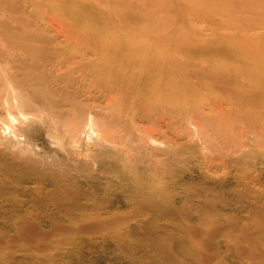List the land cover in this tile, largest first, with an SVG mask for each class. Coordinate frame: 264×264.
Masks as SVG:
<instances>
[{"label": "bare ground", "instance_id": "6f19581e", "mask_svg": "<svg viewBox=\"0 0 264 264\" xmlns=\"http://www.w3.org/2000/svg\"><path fill=\"white\" fill-rule=\"evenodd\" d=\"M21 1L19 2L20 4H22ZM83 1L85 0H56L55 1L54 9L56 12L55 11H52V12L57 13V11H64L66 9H69L73 11H81V13L71 16V18H69V21H66V22H63L64 18L62 19L61 17H58V15L53 16L55 18H58L57 20L58 22H60L59 19L61 18L62 22H60L61 24L59 25V28L55 26L58 28V30L55 28L57 32H55L53 28L51 29V30H54L53 33H55L58 36V40L60 39V42L57 41L58 44L55 43L56 46H53V44H51L52 47H49L51 49L48 48L49 51L51 50L50 51L51 54L48 53L49 51H47L48 54L46 55V51L43 50L42 53H45V54L43 55L42 53H40L41 54L40 55L36 51L35 53L33 52L35 56H37L36 54H38L42 57L38 56L39 58H37L35 56L34 57L32 56V59H33L32 60L30 55L33 53L29 55L30 58L27 57L29 52H31L29 51V49H31L33 45H36L34 43H31V47L29 48V44H30L29 42L32 41V38H31L32 36H30L31 41H28L26 39L29 44L27 43L26 40H24L27 43L26 45L28 49L27 51H29V52L26 51L27 54H24L26 53L24 51V48L26 50L25 44L24 46L23 45L20 46V44L21 43L23 44L25 42H21V43L18 42L19 40L21 41V39H17L18 37L14 38L15 35L14 36L9 35V33L11 32H9L8 34H6L7 32L4 33L6 35H2V34L0 35L1 36L0 37V70L4 66L3 68L4 71H2V73L0 72V80H2L3 82L1 81L0 82L1 84L2 83L6 84L4 83V81L7 80V83H8V86L6 85L7 86L6 88H5V85L2 84L4 86V87L2 86V91L5 88V90L7 89V91L4 90V94L6 92L7 93L5 95L0 94V97L2 95V98H3V104H1L2 100L0 99V102H1L0 107L6 105L5 108H8L7 112H8L9 117H11L12 124H13L12 126H10L9 124L4 123L5 124L4 125L2 123L4 126L0 125L1 126L0 128L4 129L5 132L6 130L13 132L14 137L18 138L19 134L16 131H18L19 127L22 128V126L24 128H28L29 126L28 123H30L31 121L27 122L30 120V118L29 120H27L28 119L27 117L31 116L30 114L33 113L36 116V118H40V119L43 118L45 120L43 122H45L47 126L48 134L55 136L56 137L55 140H59L58 143L63 139L68 140L69 144L71 145L70 147V145L68 144L69 147L71 148V151L70 150H67V151L72 152L74 155L76 154V156H78L79 159L83 152H87L93 148V147L91 148L88 142L89 140L95 139V137L93 138V136L95 133L99 131V130L96 131L97 128H99L100 134L99 135L97 134L98 137L95 139V142H97L96 144L99 145L100 147L101 146H107V148L109 147V149L107 150L108 152L106 153H113L119 157V158L118 157L114 158L113 163H105L104 161H100V159H95L96 161L93 159L94 162H96V164H98V166L101 168L102 173H112L116 169L118 170L123 169V173L128 172L130 169H132L133 172L135 173V170H134L135 168L132 166L133 164L132 165L130 164L131 162L133 163V161L131 160H132V156L134 155V151L138 150L139 152V150L147 149V148H151L153 151L156 148L155 151H157L158 144L161 142L159 137L165 135V131L163 130L164 126H162L161 123L163 122L165 126H169V127L171 125L174 126L175 123L177 124L176 122L177 116L182 111V105H181L180 98L186 92L193 89V92L196 96L197 105L195 106L196 110L194 109L195 112H193L195 115L193 114V117L191 120L193 123V131H191V134H193L192 136L194 138L198 137L199 141H206L209 143L207 144L208 147H206L207 149L206 152H207V155H208V152L210 155L209 156L205 155L204 160L206 161L204 162L202 161V163L203 165L206 164L210 168L214 167L215 163L219 164L220 162L222 163L221 166L223 165L226 166V161L225 159H223L224 156H221V154L220 156H216V153L219 152L217 148L214 149V147L216 146V145L214 146V144L216 143L215 142L216 139H213L211 137L212 134L209 133L210 131L206 129V127L210 128V125H213V124L210 123L208 126L205 127L206 124L204 125V122L207 117H209L208 119L209 121L210 120L213 121L214 118L228 116V114H226L228 109L234 110V112L232 113L233 115L235 111L237 110L240 111L245 107L247 108L248 106L252 108L258 104L263 103L264 105V31H262L261 30L262 27H260L261 25H263L261 23L264 22V0L263 2H260L258 0L257 3H256V0H244L241 3H238L239 10H237L238 11L237 13L231 12V11H235L231 7L236 6L232 0H140L143 2L145 7H147V9L145 8L147 11L148 9H152L150 13H147L146 11H137L134 13L123 12L125 10H121L117 8L115 4H113L115 0H94L92 2L87 1V0L85 2ZM253 2L255 3V8L251 7V3ZM19 3L17 2L13 4H19ZM4 6H6V4ZM16 6H19V5H16ZM196 7H198L197 8L198 10L200 9L201 10L192 11L193 9H196ZM14 8H17V7H14ZM18 8L20 9V7ZM252 9H255V10H252ZM2 11L4 12V10ZM90 11H97L98 16H93ZM216 11H229V13H231V19L228 21L227 24H225L227 25V29L229 32H227V34L225 33L222 34L220 32V29H222L223 27L217 26V25L212 27L211 29L212 39L211 40L215 39V41H218L217 44L201 47L200 44L198 46L196 43H194V45L196 44L197 49L194 48L196 51L190 52V50H192L193 48L192 47L189 48L190 47L188 45L189 43L184 41L179 36L178 32L177 33L175 32V28H178L180 24V18H176V17H179V15H182V14L184 16L187 15V17H188V14L191 15L192 17L195 15L212 17V15L215 14ZM247 11H261V13H259L261 17L256 20L248 19V18L241 20L240 18L241 16L239 15H244L245 12ZM238 13L240 14L238 15ZM167 16L174 17V20H172L173 18L167 20L168 19ZM55 18L54 20L56 21ZM82 21H86L87 25H81L80 23ZM50 23L52 25V20L50 21ZM53 25H56V24L53 23ZM147 26L148 28H146ZM130 27L131 28L139 27L140 29L139 31H141L142 33H146V34L147 32L149 33L148 35H146L147 37L145 36V34L142 35V33L140 32L141 34L139 36H136L133 34V35L128 36L127 38H125L127 36L126 35L124 38L119 37L118 39H116V37L113 38L108 35V33L112 31L113 29L119 31V33H123L125 30H129L127 28H130ZM25 28H24V31H25ZM18 29L17 31L19 32ZM20 32H21V29H20ZM128 32L130 33V31ZM27 33L31 34L30 30ZM6 36H8L9 39L10 38L11 39L14 38V40L17 39L16 41L10 40V42L13 41L11 42L13 46L11 45V43H9L8 41L9 39ZM57 36H54L52 38V41L54 40V38L56 40ZM143 36L144 38L146 37L144 40L142 39ZM235 38L238 40V42L233 44L232 42ZM46 40H47V37H46ZM14 42H18L17 44L19 45V48L22 46L24 47V48L22 47L23 50L22 48H20V50H22L23 52L22 51L18 52L19 57L21 53H23L26 56V60H25L26 62L23 61L25 63L21 65H25L27 63V60L30 59L28 63L29 62L32 63L31 66H33L32 67L33 73L34 71H37V72L40 71V74H41L40 76L42 77L40 79L45 80L46 78V80H49L53 86L54 84L58 86V87L56 86L55 87L58 88L59 90V88L61 89L60 86H62L64 82L66 83L67 81L66 79H68L67 75H70L72 77L73 75L77 76V74H79V76L77 77L78 79L76 78L77 80L79 81L81 80L80 81L81 83L88 82L91 85V86L90 85L88 86L85 83L87 86L86 90H89L88 91L89 93L91 90L95 91V89H98L99 91H102V93H105V95H103V97L105 96L104 98H106L104 102L105 105L97 106L98 104L91 103L90 105L80 106V104H77L79 103L77 101L80 100L81 98H84V96L81 98L79 97L78 99H74V100L73 98H76V97L73 96L72 98V102L74 103V104L72 103L73 106H69L68 104L70 108L65 107L64 105L67 106V104L65 103L63 105V103L66 102L68 95H66L67 97L64 100L63 99L64 95L61 97V95L57 94L58 92L56 93L57 94L56 96L54 95L51 96L50 94L48 95V92L47 94H42L43 92L42 90L41 91L39 90L38 88L39 86L35 87L36 85L35 83H38V81L35 82L34 79H32L33 83L35 82L34 84L31 82H28L29 81L28 78L26 82H28L29 84L28 83L25 84L26 77L30 75L29 72L26 73L27 76L24 77V79L22 78L24 82L16 81L19 85H21V87L22 86L26 87V85L30 86V87L28 86L27 89L25 88L26 90H29V91L31 90L30 95L28 94L29 92L27 93L29 95V97L27 98L26 96L28 95L26 94V90L22 91L24 90V88L21 89L19 86H17V83L14 81L15 78L13 79L14 75L12 76V74H10L15 69L12 70L13 67L8 68V66H10L11 63L9 64L10 60L8 58L6 59L5 53H3L5 50H7V52L6 51L5 52L8 53L9 48L11 49L13 48L14 52L11 49H10L11 51L9 50V52L10 53L12 52V54L16 53L14 55H17V51L19 49L18 47H16V44ZM48 42H51V40ZM53 42H56V41H53ZM40 44L43 45V43H39L38 45ZM9 45H11V47H9ZM14 45L16 48L14 47ZM194 45L193 47H195ZM188 52H189V55L192 53L191 56L193 55V60L195 61L192 66L187 65L189 62L184 63L183 61L184 60L183 57L185 56L186 53L188 55ZM2 53L4 54L3 55L4 57L2 56ZM14 55L12 56L14 57ZM49 55H52L51 59ZM12 56L9 58L16 59L15 57L13 58ZM19 57L17 55V58ZM21 57L19 59L23 60ZM20 60H15V61L11 60V62L15 63L16 61H18L17 63H19ZM2 62L5 65H2ZM7 64L9 65L7 66ZM31 66L29 69H31ZM183 67L187 68L190 72L194 73L192 74L194 75L195 79H193L192 76H191L192 78L189 77L190 78L189 81H191L192 83L190 82L189 84L188 83L186 84L183 81L182 82L180 81L181 79L179 76V71L184 69ZM37 76H39V74H37ZM11 78L13 79L16 85L14 84V82H12ZM29 79L31 80V77ZM73 79H74V76H73ZM73 79L72 80L68 79L67 82L71 81L70 85L76 82L74 83L75 86L76 85L79 86L81 84L79 83V81L77 84V80L74 81ZM191 79H193L194 81L196 80V81L194 82ZM46 80H45V83H47L49 86V84L51 83H49V81L47 82ZM60 83L62 84L60 85ZM65 83H64L65 87L62 86V88L68 90L69 85L67 89L66 87L67 84L65 85ZM1 84H0V87H1ZM13 84L15 85V88L19 87L18 89H16V91L17 90L20 91L21 89L20 91L21 93L19 92L20 97L17 96L18 91H17V94L15 93L16 91L14 89ZM22 84H25V86ZM42 85L41 87L44 86ZM82 85H80V88L81 87L84 88V83ZM75 86H73L74 89H75ZM88 87L89 88L93 87L94 89L93 88L88 89ZM76 88L77 89H75V93L77 92L76 90L79 89L78 87ZM82 88H81V91H83ZM55 89H53L54 92H56ZM49 90H52V88ZM53 91H51V94H55ZM65 93L67 92L65 91ZM77 93L81 94L80 92H77ZM99 93L101 94V92ZM99 93H96V94H99ZM21 94L25 95V97L22 96ZM92 94L95 95V92H92L91 95L88 96L89 100L93 98ZM57 96H60L64 100V102L61 101L62 103L58 101L62 104V107H64L63 110L62 108L60 109L61 111L65 113V117L62 116L63 119L60 118V116L57 114L56 111H54V108H53L54 106H52L53 104L52 101L54 102L53 97L56 98ZM69 100L67 99L68 103L69 102L71 103V101ZM93 100L95 101V99ZM85 101L88 102L87 100ZM22 106L24 108L29 107V109H31L30 112L32 113L27 112L28 108L26 109L27 111L24 110ZM205 106L208 107L207 113H205V110H204ZM65 108H66V112L64 111ZM25 111L28 114L29 113L30 114L28 115ZM262 112L264 113V108L262 109ZM33 114H32V117L35 119ZM232 115H230V117H232ZM137 118H141V120L142 119L145 120V118H148L149 120L148 123L150 125L144 126V127L137 126L136 125ZM235 118L238 121H239V118H241L238 112L235 113ZM220 125L222 124H219V126ZM254 128L255 127H253L252 129L244 130L241 133V136H239L235 141H233L231 149H230V150L233 149L231 151L232 153L230 152L232 156H233V153L236 154V151L238 150L241 151V149H243L245 145H247V142L250 137V133L252 131H256V129ZM127 130L129 132L131 130L132 134L128 133ZM133 130L136 131V133L132 132ZM93 131L95 133H93ZM212 131H214L215 135H218V139H220V137L222 136L220 130L215 128ZM262 132L264 133V124L262 125ZM206 133H209V134H206ZM134 135H136L135 137L136 139L133 138ZM66 140H64V142ZM133 142L134 143L139 142L140 144H142L140 146L141 149H139L140 148L139 144L137 146L138 149H136L135 148L136 146L134 147L135 144L134 145L132 144ZM83 143L87 144V146L89 145L91 149L89 148V150H85L81 152L83 148L81 144ZM92 144H95V143H92ZM142 146L147 147V148H144ZM153 146H156V147H153ZM216 149L218 150L217 152H216ZM160 151H161V148H159L158 152ZM221 152L222 151H220L219 153ZM69 155H71V153ZM108 155H112V154H108ZM135 155H137V153ZM228 155L226 154V158H228ZM214 156H216L217 158ZM69 157L72 158L71 156ZM1 158L3 157L1 156ZM154 158H155V155H154ZM160 158L161 157L159 156V159ZM133 159L135 160V156L133 157ZM138 159H141V158H139L138 156ZM159 159L157 160L159 161ZM220 159L221 160L223 159V160L221 161ZM75 160L76 161L74 162L76 163L79 162L77 161V159ZM88 160H90V158ZM11 165H14V164H11ZM21 165H22V162H21ZM39 165H33L31 167L30 166L28 167H30V171H31V168H33L32 171L35 170L36 173H49L51 171V170L48 171V169L46 170L44 167H43L44 169L42 168L41 170ZM19 166L17 168L21 167L19 171L20 170L22 171V169L24 168V164H23V167L22 166L19 167ZM161 166H163V164ZM11 168H14V166ZM15 170L17 169H14V171ZM25 170L27 171V169ZM56 171L58 172H55V173H70V172H67L66 170L60 171V172L59 170H56ZM130 175H133V174H130ZM130 175L128 174V176ZM128 176L126 174L127 178ZM138 176L139 175L135 176V178L134 176L133 177L131 176L132 177L131 179L133 181L132 183L134 185L133 187L130 186L132 187V190L130 189L125 190L124 189L125 185L123 184L121 185L119 183V182H122L120 178L117 179L119 181L116 182V183H119L120 186H122L121 187L122 190L124 189L125 191H127V193L129 191L132 194L134 193V195L129 193L130 195H132V196H129V199H131L130 197H133L132 198L133 201L137 200V202L136 201L135 202L138 208L143 209V213H140V215L138 214V216H141V218L138 219L135 217L132 220L133 222L135 221L136 226L133 225L134 227L132 228L129 227V228L130 230L131 229L133 230L136 227H138L139 231L141 229H146L147 234H149L150 237H156L158 232H160L161 235L163 234L167 240H170L171 242H173L174 243L173 246L172 245L165 246L162 248V250L159 251L160 256L162 255L165 257L166 264H173L172 261H174L175 253H180V254L185 253V255L190 254L191 260L189 264H212L213 263L212 260L215 261L217 258L215 259L216 256L211 255L212 254V251L210 252L211 247L209 248L208 246L205 247L207 245V244L205 245V243L209 241L213 244L212 242L213 240L211 241V239L214 238L212 236L214 232L218 229L217 228L219 227L218 224L215 227L216 230L215 231L213 230V233L211 232L212 235L210 231H212L211 226H214L212 224L215 223L216 225V222H214L213 220L218 219V218L224 217L226 219L227 217V219H230L228 221H231V223L228 221L227 222L230 224H235L234 227L237 226L238 228H240L243 232L242 234L239 233L241 235L245 234V236H247L250 234L252 236L254 233H259V231H263L264 233V216H257L256 218H257L258 223L255 226H253L254 224L251 225L250 223L248 224L245 223L247 221H245L244 223L239 222L237 220L238 216H237V219L233 218V216H231L232 214L228 217V214H224L221 211H217V210H211L210 212L208 211L205 214L203 213L202 218H205L207 222H205L201 226H198L201 229L197 228L195 230L194 223H191V222L195 218L194 213H198L199 211L198 207L196 211H193V212L190 211L188 213V216L186 217L187 219L186 221L188 222L187 226H178V227L172 226V225H169L171 224L170 222L168 224H164L163 226L161 225L160 227L159 225L160 218L162 216L165 217L170 211L169 206L167 207L168 209L167 208L164 209V208H161V205L166 202L172 203L174 196L177 195V192L175 193L173 191L175 189H173L172 190L173 192L171 193V196L169 197L170 190L164 189V188L161 189V185H159L160 186L159 188V186L156 185L158 181L157 182L156 180L153 181L152 177L154 176L152 177L150 176V178H152V182H149L146 184L144 183L145 181L142 178H139V179H142L141 181L138 180V178L136 179V177ZM68 177L69 176L67 175H64V176L62 175L50 181V183L53 184V186H55L54 190L56 192L57 190H59V194L60 193L62 194L64 192V191L61 192L62 187H63L62 182L63 180H65V178H66V181H68ZM115 178L116 177H113V178L111 177L112 181H115L116 180ZM147 181L149 180H146V182ZM123 182H125V180ZM158 183L160 184V182ZM124 184H128V183L126 182ZM0 190L2 191L1 187H0ZM124 190L122 192H124ZM164 190L166 191L169 190L168 194L164 192ZM200 192L199 194H201ZM106 193H108L109 195L108 196L109 199L107 201L103 200V201L98 202L94 198H91V199L87 198L89 200L85 203L87 205L82 204L80 202V199L77 203L78 199L76 198L77 199L76 203L78 204V206L75 207L76 209L84 210V208L88 206L89 209L91 208L94 211L93 212L91 210V213H86L84 215L82 214L81 220L84 223H86V225L87 223L94 225L98 230L106 225H111L113 222H117V220H119V218L121 217L116 212V209H118L116 207L117 203L115 202V199L113 198V197H117L118 195L115 196V194H113L114 192L112 193V192H109L108 190H106ZM52 195H53V192L51 194L50 192L48 193V191L45 192L44 194L45 197L52 196ZM200 197H202V195ZM55 200L57 203L61 205L66 204V202H68L67 201L68 199L66 198V196L57 197ZM184 202H186V200ZM202 202L206 204H212L214 205V207L221 206L222 210H225L226 207L230 205L227 201H224L222 198H219V200H216V199L211 200L208 198L207 199L204 198ZM134 205L133 207H135ZM139 205L141 206L147 205L148 207L149 206L155 207V208L157 207V209L159 208L161 209L160 210L154 209L155 212L153 214H149L146 212V210L144 211V206L141 207ZM172 213L178 214L179 212L177 210H172ZM257 213H260V212H256V214ZM59 214L61 215V213ZM59 214H56V215H59ZM60 217H62V215ZM17 219H18L17 224L20 229V232L23 231L22 234L24 233L25 235H27L30 232V227L28 224L31 223V220L21 214L17 215ZM224 226H220L219 228L223 230V228L221 227H224ZM253 227H256V228H253ZM14 228H16V225L14 226ZM198 229L201 230L200 234L202 235L201 238H203V241H199V242H198V238L200 237L199 234H198L199 236L198 238H196L197 237L196 234H195L196 237L193 236L194 232L199 233L197 231ZM233 229L234 228H232V230ZM238 231L240 230L238 229ZM217 233L223 234V232H219L218 230H217ZM263 233L261 232L262 235ZM226 234H223L222 239L220 238L221 240H219V242L217 243L218 245L217 247L219 248L218 250L219 253H217L218 254L217 257L218 258L220 257V258L218 261H216L217 263L214 262L215 264H231L230 262H226L230 256L231 257L233 256L234 258H240L239 256L242 254L243 256H245L244 258L241 256L242 261L244 262L242 264H252V263L257 262L259 259H261L262 257L261 255L264 252V248L263 250L261 249V247L264 246V241H263L264 237L262 238L261 235L255 234L257 237L253 236L254 238L252 239L250 238L251 237L250 236L248 238L250 240L245 241L244 239H242V237L233 238L232 236H228L230 234L228 235ZM235 234H238V233H235ZM185 235H188L189 237L188 243H186V241H184L183 239ZM191 236H193V238L195 239H193ZM117 237L120 240L123 239L121 233L119 232L117 233ZM212 250L214 251V248H212Z\"/></svg>", "mask_w": 264, "mask_h": 264}, {"label": "rangeland", "instance_id": "374dc122", "mask_svg": "<svg viewBox=\"0 0 264 264\" xmlns=\"http://www.w3.org/2000/svg\"><path fill=\"white\" fill-rule=\"evenodd\" d=\"M20 1L21 0H17V1H15V0H8V1L0 0V8L2 10H4V12H3L0 9L1 10L0 15H2V14L4 15V13H5L4 16L3 15L0 16V35L1 34L6 35L9 32H11V33H9V35H12V36L15 35L16 37L14 36V38L18 37L17 39H21V41L20 40L18 41L20 43L25 42L24 40H26V39L28 41H31V38H32V41L29 42L30 44L26 40L27 43L29 44V48L31 47V43L36 44V45L32 44L33 47L31 49H29V51H31V52L27 51L28 49L26 47V45H27L26 42L23 44L22 43L20 44V46L21 45L24 46V44H25L26 50L23 46L22 47L24 48L25 52L26 51L29 52L27 57L30 58V56H31V59H32V56L33 57L35 56L34 53L36 51H37V53L40 54L43 52V50H45L46 55H47L51 51V50L49 51V49H51L49 47H52L51 44H53V46H56L55 43L58 44V42H60V39L58 40V36L53 32H54V30H55V32H57L56 29L58 30L59 25L61 24L60 22H62L63 18H64L63 22H66V21H69V18H71V16L78 14V13H81V11H73V10H69V9H66L64 11H57L58 14L55 13L56 11L54 9L55 8L54 4H55L56 0L55 1L51 0V2H50V0H31V1L30 0H22L21 2H22V4L24 3L23 5L19 3ZM85 1H83V2H85ZM87 1L92 2L94 0H87ZM232 1L235 3L236 6L231 7L235 10V11H231V12L237 13L238 12L237 10H239L238 9V3H241L244 0H232ZM259 1L263 2V0H259ZM17 2L19 4H13V3H17ZM83 2H81V3H83ZM257 2H258V0H256V3ZM3 4L4 5L6 4V6H4ZM113 4H115V6H117V8H119L121 10H125L123 12H127V13H134L137 11H146L147 13H150L152 11V9H148V11H147L146 10L147 7H145L143 2L140 0H115ZM16 5H19V6H16ZM14 7H17V8H14ZM18 7H20V9ZM251 7L255 8L254 2L251 3ZM12 8H14V9H12ZM197 8L198 7H196V9H193L192 11H200L201 10V9L198 10ZM6 10H8V11H6ZM20 10H22V11H20ZM252 10H255V9H252ZM52 11H55V12H52ZM90 12L93 16H98L97 11H90ZM53 13H55V14H53ZM259 13H261V11H247V12H245L244 15H239L240 13H238V15L241 16L240 17L241 20L246 19V18L256 20V19L261 17L259 15ZM54 15H58V17L62 18V19L61 18L59 19L60 22L57 21L58 18L53 17ZM62 15L65 17H63ZM54 18L56 19V21L54 20ZM167 18H168L167 20L172 19V18H173L172 20H174V17H172V16H170V17L167 16ZM176 18H180V24H179L178 28H175V32L176 33L178 32L179 36L184 41L189 43L188 44L190 46L189 48L192 47L193 49L194 48L197 49L196 44L198 46L200 44L201 47L208 46V45L211 46V45L217 44L218 41H215V39L211 40L212 39L211 38L212 37V30H211L212 27H214L216 25L223 27L222 29H220V32L222 34L223 33L227 34V32H229L227 29V25H225V24H227L228 21L231 19V13H229V11H216L215 14L212 15V17L211 16L205 17V16H201V15H195L192 17L189 14L187 17V15L184 16L182 14ZM51 20H52V25H53V23L56 24V25H53V27L50 23ZM53 21H55V22H53ZM80 24L81 25H87V22L82 21ZM261 24H263L260 26V27H262L261 30L264 31V22ZM149 25H151V24H149ZM55 26H57L58 28ZM23 27L24 28L26 27L25 31H24ZM18 28L21 29V32H20V29H18ZM52 28L54 30H51ZM146 28H148V26ZM17 29L19 30V32L17 31ZM127 29H129V30H125L126 32L124 31L123 33H119V31L113 29L112 31H110L108 33V35L110 37H113V38L116 37V39H118L119 37L124 38L126 35L127 36L125 38H127L128 36L133 35V34L136 36H139L142 33L141 31H139L140 30L139 27L138 28L137 27H133V28L130 27ZM14 30L17 31L19 34L17 32H15ZM29 30H30L31 34L27 33V32H29ZM23 31H24V33H23ZM43 31H44V33H43ZM128 31H130V33ZM33 32H35V33H33ZM4 33H6V34H4ZM21 33H23V34H21ZM148 33L149 32H147V34L142 33V35L145 34V36H146V35H148ZM24 34H26V35H24ZM35 34H36V36H35ZM8 36H6V37H8ZM30 36H32V37L30 38ZM54 36H57L56 40H55V38L53 40L56 42L52 41V38ZM46 37H47V40L48 41L51 40V42H48L46 40ZM14 38L9 39V37H8L9 43L13 42V41L10 42V40H14ZM145 38H144V36L142 37L143 40ZM17 39H15L14 41H16ZM18 42H14V43L16 44V47H18V49H19V50L17 49L18 50L17 55L19 57L18 52H21L23 50V48L20 47V48H22V50H20L19 45L17 44ZM35 42H37L38 44L43 43V45L42 44L38 45ZM237 42H238V40L235 38L232 43L235 44ZM194 43H196V44L194 45ZM47 44H48V46H47ZM11 45H12V43H11ZM11 45H9V47H11ZM193 45L195 47H193ZM45 46H47V47H45ZM14 47H15V45H14ZM10 49L11 48H9V50ZM193 49L190 50V52L196 51L195 49L194 50ZM9 50H8V53H6L7 50H5L6 52L4 51L3 53H5L6 59L8 58L10 60L9 64L11 63L10 66H8L9 64H7L8 68L13 67L12 70L15 69L14 71H12L10 69L12 71L10 74H12V76L14 75L13 79L15 78L14 79L15 82L16 81L24 82L22 80V78L24 79V77L27 76L26 73L29 72L30 75L29 74L28 75L31 77V80L29 79L30 77L27 76L26 80H25V84H27L28 82L33 83L32 79H34L35 82L38 81V83L34 82L36 84L35 87L39 86L38 88L40 91L42 90V92H43L42 94H47V92H48V95L50 94L51 96H53V95L56 96L58 94V95H61V97H62L64 95L63 96L64 100L67 97L66 95H68V97H70V98L67 97V99L68 100L70 99L69 101H71V103L70 102L68 103L67 99H66V102H64V100L60 96H57L56 98L53 97L54 102L52 101V103L54 105L52 103L51 104H52V106H54L53 107L54 111L57 112V114L60 116V118H62V116L65 117V113L60 110L61 108H62V110L64 108V107H62L61 101L64 102L63 105L65 103L67 104V106L64 105L65 107L70 108L69 106H73L72 105L73 96L76 97V98H73V100L78 99L79 97L81 98L84 96V98H81L78 101L75 100V101L79 102V103H77V102L76 103L80 104V106L90 105L91 103L98 104L97 106H99V105L104 106L105 105L104 102H105L106 98H104L105 96L103 97V95H105V93H102V91H99L98 89H95V91L91 90L89 93L88 92L89 90H86L87 89L86 84L88 86L90 85L88 82L82 81L84 83V88H82L83 83L80 82L81 80L80 81L77 80L78 79L77 77L79 76V74H77V76L73 75L74 79H73V76L72 77L70 75H67V76H68L69 80L70 79L71 80L73 79L74 81L77 80V84L79 81V83H81L80 85H82L81 88L83 91H81L80 85L75 86L74 83H76V82L73 83L74 85L71 84L72 85L71 86L70 85L71 81L67 82L68 79H66L67 81H66V83L65 82L64 83H65V85L67 84L66 85L67 89H68V85H69V89L66 90V89L62 88V86L65 87L64 83L62 82L63 85L60 86L61 89L59 88V90H60L59 91L58 88H56L58 86H56L55 84L53 86L52 83L49 80H46L45 77H43V78H45V80L47 82L49 81V83H51V84H49L50 87L48 86L47 83H45V80L40 79V78H42L40 76L41 75L40 71H38V72L34 71V73H33V70H32L33 66H31L32 63H30V62H29L30 64L28 63V61L30 59L27 58L28 59L27 63H26L27 65L25 64L26 66L21 65V64L26 62L25 61L26 56L24 54H27V52L24 54L23 53L20 54V57L22 55L21 58L23 59V60H20L19 59L20 57L17 58V55H14L16 53L12 54V52L10 53ZM11 50L14 52L13 48ZM38 51H40V52H38ZM47 51H49V52L47 53ZM3 53H2V56L4 55ZM31 53H33L34 55ZM7 54H9L10 56ZM42 54L44 55L45 53H42ZM191 54L189 55V52H188V55H187V53L185 54V56L183 55L184 56L183 57L184 63L189 62L187 64L189 66H192L195 62L193 60V55L191 56ZM12 55H14V57L16 59H12V58L10 59L9 57H11ZM23 55L25 56V58ZM36 55L37 56H35V57H37V58L42 57V56H40L41 54L40 55L36 54ZM49 56L51 59L52 55H49ZM9 60H7V61H9ZM11 60L12 61L20 60V62L17 63L18 61H16L14 63V62H11ZM23 61H25V62H23ZM12 63H14V64H12ZM2 65H5V64L2 62ZM30 66H31V69H29ZM3 68H4V66H3ZM3 68L0 70L1 73H2V71H4ZM183 68L184 69L179 71V76L181 79L180 81L181 82L183 81L184 83L189 84L191 82V81H189L190 80L189 77L192 76L193 79H195L194 75H193L194 73L190 72L185 67H183ZM185 69H186V71H185ZM29 70H31L32 73ZM22 72L23 73L25 72V73L23 74ZM36 73L39 74V76H37ZM37 77H39V78H37ZM27 78L29 80L28 82H26ZM13 79H12V82H14ZM193 79H191V80H193ZM40 80H41V82H40ZM0 81L3 82L2 80H0ZM8 81H9V79H8ZM43 81L45 84L43 83ZM1 82H0V84H1ZM15 82H14V84H15ZM4 83H6V84H3V83L2 84L5 85V88H6L8 86L7 80H5ZM39 83L40 84L42 83L44 86L41 84L43 86V87H41V85ZM62 83H60V85ZM2 84L0 87L1 88L0 94H4V90H5V88H4V90L2 91V86H3ZM14 84H13V86H14L15 91L19 87L21 89L24 88V90H22V91H25L27 89V87L29 86V85L28 86L26 85V87H23V86L21 87V85H19L17 83V86H19V87L16 86L17 88H15L16 84L15 85ZM25 84H22V85L25 86ZM73 86H75V89H77L76 87H78L80 90L78 89L79 91L78 90H76V91L80 92L81 94H79L77 92L75 93V89ZM85 86H86V88H85ZM47 87L49 89L52 88V90H49ZM92 88L93 87H91V88L88 87V89H92ZM21 89H20V91H21ZM29 89H31V88H29ZM53 89H55L56 92H54ZM96 90H97V92H96ZM191 90L186 92L180 98L181 105H182V111L177 116V120H176L177 124L175 123L176 125L174 124V126L171 125L169 127V126H165L163 122L161 123L162 126H164L163 130L165 131V135L159 137L161 142L158 144L157 151H155L156 148L154 149V151H155L154 152L151 148H147L144 146H142V147L147 148V149H141L140 146L142 144H140L139 142L134 143L135 141L133 140L134 142L132 144L133 145L135 144L134 147L136 146L135 148L138 149L137 146L139 144V147H140L139 149H141V150H139V152H138V150L134 151V155L132 156V160H131V161H133V163L130 161L131 162L130 164L131 165L133 164L132 166L135 168L134 169L135 173L133 172L132 169H130L129 171L127 170L129 173L128 172L123 173V169L122 170L116 169L115 170L116 172L113 171L114 173L113 172L112 173H102L101 168L98 166V164H96V162H94V160L100 159V161H104L105 163H113L114 158H116L118 156L116 154H113V153H106V152H108L107 150L109 149V147L108 148H107V146H101L100 147L99 145L96 144L97 142H95V139L100 134L99 128H97V130H96V131L99 130L97 133H95L93 131V133H95V134H94V136L93 135L92 136H93V138L95 137V139L92 138L93 140H89V142H88L89 145L91 146V148L93 147L95 149L92 148L93 149L92 150L90 148V146L88 145L89 146L88 147L87 144H85V143L81 144V146H83L81 152H83L85 150H89V148L91 150H89L87 152H83L84 155L82 153V155L80 156V159H79V157L76 156V154L74 155L72 152L67 151V150L71 151V148H70L71 145L69 144L68 140H66V139L61 140L60 139L62 142L60 141L61 143L60 142L58 143L59 140H55L56 139L55 136L48 134L47 126H46L45 122H43L45 120L43 118H41L42 119V121H41L40 118H36V116L32 112H30L31 109H29V107L25 106L28 108V111H27L26 110L27 108H24L22 106L24 110L32 113L33 116L35 117V119H34L32 117V114L29 113L31 116L27 117L28 118L27 120H29V118H30V120L27 122H30V121L31 122L28 123L29 124L28 128H24L23 126H22V128L19 127L18 131H16L19 134L18 138L14 137L13 132H10L7 130L5 132L4 129L0 128V169H1L0 170V187L2 188V191L0 190V204H1V206H0V264H166L165 263L166 262L165 257L162 255L160 256L159 251L162 250V248L165 246H169V245L173 246V244H174L173 242H171L170 240H167L166 237L163 234L161 235L160 232H158L156 237H150L149 234H147L146 229H141L139 231L138 227H136L133 230L132 229L130 230V228H129V227L132 228V227L136 226L135 221L134 222L132 221L133 218L136 217L139 219V218H141V216H138V214L140 215V213H143V209H139L138 206L136 205L137 200H135L136 202L133 201V199H132L133 197H130L131 199H129V196L134 195V193L132 194V193H130V191L127 193V191H125L127 189L132 190V187L134 185L132 183L133 181L131 178L133 176L135 178V176H137V175H139L140 177L138 176V177H136V179L138 178V180H140V181L143 179L145 181L144 182L145 184L152 182V178H153V181L156 180V182L157 181L160 182V184L158 182L157 183L155 182V183L157 186L161 185V189L162 188L169 189L170 190V191L168 190L169 191V197L171 196V193L173 191L175 193L177 192V195L174 196V199H173L174 202L173 201H172V203L166 202V203H163L164 205L162 204L163 206L161 205V208H164V209L169 206L170 211L165 217L162 216L163 218L162 217H161L162 219L160 218V220H159L160 227H161V225L163 226L164 224H168L170 222H171V224H169V225H172V226H177V227L178 226H187L188 222L186 221L187 220L186 217L188 216V213L190 211L191 212L196 211L197 207L199 208V211H198V213H194L195 218L191 222V223H194L195 230L197 228L201 229L198 226H201L205 222H207L205 220V218H202L203 217L202 214L203 213L205 214L208 211L210 212L211 210L221 211L224 214H228V217L232 214L231 216H233V218H236V219L238 216L237 220L239 222L244 223L245 221H247L245 223H247V224L250 223L251 225L254 224L253 226H255L258 223L256 217L257 216H264V133L262 132V125L264 124V113L262 112V109L264 108V105L262 103V104L256 105L255 107H252V108L250 106H248L247 107L248 109L245 107L240 111L239 110L235 111V113L238 112L240 114L241 118H239V121L235 118V113L232 115V113L234 112L233 109H228V111L226 113V114H228V116L219 117L220 119L214 118L213 121L210 120L212 122H210L208 120L209 117H207L206 120L204 118V120H205L204 125L206 124L205 127L208 126L210 123L213 124V125H210V128L206 127V129L208 131H210L209 132L210 134H212L211 137L213 139H216L215 140L216 143L214 144V146L215 145L216 146L214 147V149L217 148L219 150V152L222 151L221 153H219V152L216 153V156H220V154H221V156H224V158L223 157L222 158L225 159V161H226V166L225 165L221 166L222 163L219 161L221 164L215 163L214 164L215 166L210 168L206 164L203 165V163H202V161L203 162L206 161V160H204L205 155L206 156L210 155L209 152H208V155L206 152V150H207L206 147H208L207 144H209V143L206 141H199L198 137L194 138L192 136L193 134H191V131H193V123L191 120H192V117L194 114L193 112H195V110H196L195 106L197 105L196 96L193 92V89H191ZM5 91H7V89ZM17 91H18V94H17ZM17 91L15 93L17 94V96L20 97V95H19L20 91L19 90H17ZM51 91H53L55 94H51ZM65 91L67 93H65ZM98 91L101 92V94ZM86 92L88 93V95ZM92 92H95V95L92 94L93 98L89 100L88 96H90ZM27 93L30 95L31 90L30 91L26 90V94ZM61 93H63V94H61ZM96 93H99V94H96ZM29 95L26 97L28 98ZM22 96L25 97V95H22ZM94 96H95V98H94ZM0 99L2 100L1 101L2 103L1 102L0 103L3 104L2 95H1ZM93 99H95V101ZM85 100H87L88 102H86ZM91 100H93V101H91ZM55 101H57V102L60 101L61 103L60 102L57 103ZM81 101H82V103H81ZM89 101H91V102H89ZM87 103H89V104H87ZM68 104H69V106H68ZM5 107H6V105L0 107V125H3L4 123H6V124H9L10 126H12L13 124H12L11 117H9L8 112H7L8 108H5ZM204 108H205L204 109L205 113H207L208 107L205 106ZM64 111L66 112V108L64 109ZM67 111H68V109H67ZM102 111H104V110H102ZM230 115H232V117H230ZM212 118H210V119H212ZM218 120L220 121V123ZM148 122H149L148 118H145V120L144 119L141 120V118L136 119V125L137 126H142V127L148 126V125H150ZM218 123L222 124V125H220L221 127L219 126ZM211 127H212V129H211ZM253 127H255L254 129H256V131H252L250 133V137H249V140L247 142V145H245V147L243 149H241V151H239V150L236 151V154L233 153V156H232L231 151L233 149L232 150H230V149H231L233 141H235L239 136H241V133L244 130L252 129ZM215 128L220 130V132L222 134L220 139H218V135H215L214 131H212ZM132 132L136 133V131H134V130ZM205 132H207V131H205ZM128 133H131V130H130V132L128 131ZM209 133H206V134H209ZM50 136H52V137H50ZM53 137H55V138H53ZM135 137H136V135L133 136V138H135ZM16 139H18V140H16ZM64 140H66L68 142H66V141L64 142ZM92 143H95V144H92ZM68 144L70 145V147ZM156 146H153V147H156ZM61 148H63V149H61ZM159 148H161V151L163 150L162 151L163 153L161 151H160L161 153L158 152ZM217 149H216V152L218 151ZM223 151H224V153H223ZM64 152H65V154H64ZM70 153H71V155H69ZM136 153H137V155H135ZM108 154H112V155H108ZM153 154L155 155V158H154ZM226 154L227 155L229 154L228 158H226ZM66 155H68V156H66ZM156 155L157 156L159 155L161 158L159 159V156L157 157ZM234 155H236V156H234ZM1 156L3 158H1ZM69 156H71L72 158H70ZM75 156H76V158H75ZM134 156H135V160L133 159ZM138 156L142 160L138 159ZM216 156H214V157H216ZM87 158L88 159L90 158V160H88ZM75 159H77V161H79V162H77V163L74 162V161H76ZM136 159H138L140 161H138ZM157 159H159V161ZM18 160H19V162L20 161L22 162V165H21V162L20 163L18 162ZM218 160H219V158H218ZM14 161H16L18 164ZM82 161H84V162H82ZM30 162H32V163H30ZM161 163L163 164V166H161L162 165ZM11 164H14V165H11ZM23 164H24V168L22 169V171L21 170L19 171V169H21L20 166L23 167ZM216 164H218V165H216ZM17 165L18 166L20 165L19 166L20 168H17L18 167ZM33 165H39L41 170L44 167L46 170L48 169V171L49 170H51V171L49 173H36V171L35 170L32 171L33 168H31V171H32L31 172L30 167ZM13 166H14V168H11ZM28 166H30V167H28ZM14 169H17V170L14 171ZM25 169H27V171ZM55 169L59 170V172L66 170L67 172H70V173H55V172H58ZM131 171H132V173H131ZM71 172H73V173H71ZM126 174H127V176H128V174L129 175L133 174V175H130L127 178ZM62 175L63 176L67 175L69 177H68V181H66V178H65V180H63V182H62L63 187H62L61 192H63V191L64 192L62 194L61 193L59 194V190H57V192H56L54 190L55 186H53V184H51L50 181L54 180V178H58L59 176H62ZM150 176L151 177L154 176V177L150 178ZM111 177L112 178L116 177L115 178L116 180L112 181ZM122 177L124 178L125 182H123L124 180ZM119 178L122 180V182H119V183L121 185L122 184L125 185V187H124L125 190L123 189L124 192H122L123 191L121 188L122 186H120L119 183H116L117 181H119V180H117ZM125 178H127V179H125ZM139 178H142V179H139ZM130 179H131V181H130ZM146 180H149V181L146 182ZM126 182L128 184H124ZM52 183H53V181H52ZM142 183H143V181H142ZM116 184H118L120 187ZM130 186H132V187H130ZM159 188H160V186H159ZM173 189H175V190H173ZM106 190H108L109 192H112V193L114 192L113 194H115V196L118 195L117 197H113V198L115 199V202L117 203L116 207L119 209V210L116 209V212L119 214V216L122 217V219L120 217L119 220H117V222H113L111 225H106V226H104L98 230L94 225L89 224V223H87V225H86V223H84L81 220V217H82L81 215L82 214L84 215L86 213H91L92 209L91 208L89 209L88 206L87 207L84 206L85 207L84 210L83 209H76L75 207L78 206L77 203H78L79 199H80V202L82 204H85L87 201H89L87 198H90V199L94 198L98 202L103 201V200L107 201L109 199V197H108L109 195H108V193H106ZM47 191H48V193L50 192L51 194L53 192V195L45 197L44 194ZM168 191L164 190V192H166L167 194H168ZM199 192L201 194H199ZM112 193H111V195H112ZM129 193L132 195H130ZM201 195H202V197H200ZM65 196L68 199L67 200L68 202H66V204L61 205V204L56 202L55 199L57 197H65ZM175 198H176V200H175ZM204 198H206V199L208 198L211 200H213V199L219 200V198H222L224 201H227L230 205H228V207H226L225 210H222L221 206L214 207V205H212V204H206V203L202 202V200ZM76 200H77V203H76ZM128 200H129V202H128ZM185 200H186V202H184ZM133 202H135V203H133ZM132 204L133 205L135 204L134 205L135 207H133ZM85 205H87V204H85ZM184 205L186 206V208ZM139 206H141V205H139ZM143 206H144V211L146 210V212L149 214H153L155 212L154 209H157V207L156 208L150 207V206L148 207L147 205L146 206L143 205ZM143 206H141V207H143ZM161 208H159L157 210H160ZM249 209H251L252 211ZM172 210H177L180 214L179 213L173 214ZM256 212H260V213L256 214ZM59 213H61L62 217H60L61 215ZM250 213L251 214L253 213L254 215L253 214L251 215ZM19 214L24 215L25 217H27L31 220V223L28 224L30 227V232L28 234L25 232L27 235H25L24 233L22 234L23 231L20 232V229L18 227L17 215H19ZM56 214H59V215H56ZM175 216H177V217H175ZM240 219H242V220H240ZM228 220H230V219H227V217H226V219L224 217H222V218H218V219L213 220L214 222H216V225H215V223L212 224L214 226H211L212 231H210V233L211 232L213 233V230L214 231L216 230L215 227L217 226V224L219 227L225 225L224 227H221V228H223V230L220 229L219 227H217L218 228L217 230L219 232H223V234L227 233L226 235L230 234L228 236H232L233 238L234 237L235 238L242 237V239H244L245 241L250 240V239H248L251 236L250 234L247 236H245V234L241 235L243 233L242 230L240 228H238L237 226L234 227L235 224H230L231 221H228ZM237 220H235V221H237ZM227 221L230 223H228ZM15 225H16V228H14ZM231 225H233V226H231ZM232 228H234V229L232 230ZM253 228H256V227H253ZM199 229L197 230L199 233L194 232V234H193L194 237H196V235H197L196 238H198L199 236H200L199 238L202 237V235L200 234L201 230H199ZM238 229L240 231H238ZM134 230H136V231H134ZM217 230L214 232V234H216V235L213 234L212 237H214V238L211 239V241L213 240L212 241L213 244L209 241H207L209 243H207V242L205 243V245L207 244L205 247H207V246H208V248L211 247L210 252L212 251V254L211 253L210 254L213 256H216L215 259L217 258L215 261L212 260L213 263L214 262L217 263L216 261H218L220 258V257L219 258L217 257L218 256L217 253H219V251H218L219 248L217 247L218 246L217 243L219 242V240L222 239V236H223L222 233L218 234ZM118 232L121 233L123 239L120 240L117 237ZM261 232L263 233V231H259V233H254L250 238L253 239L254 237H257L255 234H259L263 238L264 233L262 235ZM212 233H211V235H212ZM235 233H238V234H235ZM239 233H241V234H239ZM198 234H199V236H198ZM193 236H191V237L193 238ZM232 237H230V238H232ZM199 238H198V242L203 241V238H201V239H199ZM183 239H184V241H186V243H188V241H189L188 235H185L183 237ZM193 239H195V238H193ZM263 241H264V239H263ZM212 248H214V251L212 250ZM215 248H217V249H215ZM263 248H264V246L261 247L262 250H263ZM174 251H175V249H174ZM241 256L243 258L245 257V256H243V254L240 255L239 256L241 258V260H240V258H234L232 256L235 259L234 260L230 256L231 258L229 257L226 262H230L231 264H242L244 262L242 261ZM261 256H262L261 259H259L257 262L252 263V264H264V252ZM190 260H191L190 254L185 255V253L184 254L183 253L182 254L175 253L174 261H172V262H173V264H189Z\"/></svg>", "mask_w": 264, "mask_h": 264}]
</instances>
